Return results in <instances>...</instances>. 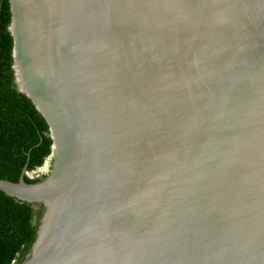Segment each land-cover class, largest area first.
Here are the masks:
<instances>
[{
  "label": "water",
  "instance_id": "95a60500",
  "mask_svg": "<svg viewBox=\"0 0 264 264\" xmlns=\"http://www.w3.org/2000/svg\"><path fill=\"white\" fill-rule=\"evenodd\" d=\"M9 3L52 140L0 180L39 215L14 264H264V0Z\"/></svg>",
  "mask_w": 264,
  "mask_h": 264
},
{
  "label": "trees",
  "instance_id": "16d2710c",
  "mask_svg": "<svg viewBox=\"0 0 264 264\" xmlns=\"http://www.w3.org/2000/svg\"><path fill=\"white\" fill-rule=\"evenodd\" d=\"M9 0H0V180L18 183L51 154L49 127L33 103L14 86ZM25 181L33 180L25 175ZM39 215L31 205L0 191V264L20 262L32 247Z\"/></svg>",
  "mask_w": 264,
  "mask_h": 264
},
{
  "label": "rangeland",
  "instance_id": "374dc122",
  "mask_svg": "<svg viewBox=\"0 0 264 264\" xmlns=\"http://www.w3.org/2000/svg\"><path fill=\"white\" fill-rule=\"evenodd\" d=\"M31 179H38L39 176H34L32 172L28 174Z\"/></svg>",
  "mask_w": 264,
  "mask_h": 264
}]
</instances>
